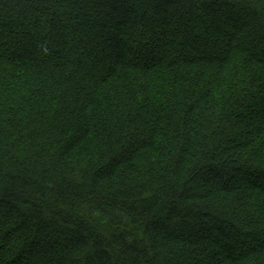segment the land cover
Here are the masks:
<instances>
[{
    "label": "trees",
    "instance_id": "trees-1",
    "mask_svg": "<svg viewBox=\"0 0 264 264\" xmlns=\"http://www.w3.org/2000/svg\"><path fill=\"white\" fill-rule=\"evenodd\" d=\"M0 264H264V0H0Z\"/></svg>",
    "mask_w": 264,
    "mask_h": 264
}]
</instances>
